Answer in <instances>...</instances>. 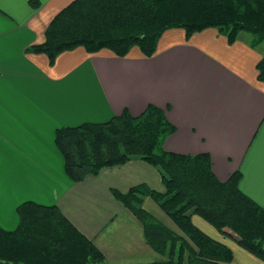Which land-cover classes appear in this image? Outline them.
<instances>
[{
  "label": "crops",
  "instance_id": "obj_1",
  "mask_svg": "<svg viewBox=\"0 0 264 264\" xmlns=\"http://www.w3.org/2000/svg\"><path fill=\"white\" fill-rule=\"evenodd\" d=\"M0 0V227L14 231L26 202L56 206L101 252L100 264H153L141 223L118 202L144 184L163 191L158 171L141 160L104 168L73 183L54 144L56 129L101 124L124 111L140 116L148 105L174 127L164 150L209 157L219 182L240 173V191L264 210V81L257 64L264 45L240 33L232 44L215 29L193 34L166 31L155 54L133 48L125 58L83 48L60 54L53 65L29 47L74 0ZM247 34V33H245ZM143 209L170 231L175 224L149 197ZM192 223L231 252L229 264H264L234 239L198 216Z\"/></svg>",
  "mask_w": 264,
  "mask_h": 264
},
{
  "label": "trees",
  "instance_id": "obj_2",
  "mask_svg": "<svg viewBox=\"0 0 264 264\" xmlns=\"http://www.w3.org/2000/svg\"><path fill=\"white\" fill-rule=\"evenodd\" d=\"M29 3L39 7L36 0ZM171 29H182L187 40L215 29L229 44L247 33L253 46L264 45V0H74L50 21L44 41L27 51L45 55L50 65L60 54L77 48L88 54L108 50L119 58L137 48L151 58L162 35ZM257 71L263 82L264 58ZM174 131L164 111L148 105L138 117L124 111L105 123L56 129L54 144L73 183L132 160L158 171L162 192L144 184L124 194L111 191L141 223L146 243L161 256L153 264L230 263L228 248L200 231L192 223L193 216L264 262V210L240 191V173L222 183L207 155L165 151L164 142ZM144 197L152 199L182 236L142 208ZM17 216L14 231L0 227V264H99L104 260L58 207L26 202L17 208Z\"/></svg>",
  "mask_w": 264,
  "mask_h": 264
},
{
  "label": "rangeland",
  "instance_id": "obj_3",
  "mask_svg": "<svg viewBox=\"0 0 264 264\" xmlns=\"http://www.w3.org/2000/svg\"><path fill=\"white\" fill-rule=\"evenodd\" d=\"M244 36L247 37L248 34H245V33H244ZM142 208H143V201H142ZM156 221H157V220H156ZM158 222H159V221H158ZM159 223H160V222H159ZM175 227H176V226H175ZM165 228H166V227H165ZM176 228H177V227H176ZM168 230H169V229H168ZM177 230H178V228H177ZM178 232H179V234H180V231H179V230H178ZM145 242H146V241H145ZM146 244H147V243H146ZM147 245H148V244H147ZM148 247H149L150 249H152L150 246H148ZM152 250H153V249H152ZM153 251H154V250H153ZM154 252H155V251H154ZM155 253H156V252H155ZM156 254H157V253H156ZM158 259H162L161 256H160V258H158ZM158 261H159V260H158ZM99 264H100V263H99Z\"/></svg>",
  "mask_w": 264,
  "mask_h": 264
}]
</instances>
